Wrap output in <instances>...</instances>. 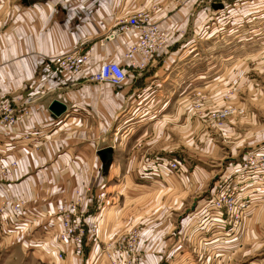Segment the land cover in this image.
Masks as SVG:
<instances>
[{
    "label": "crops",
    "instance_id": "1",
    "mask_svg": "<svg viewBox=\"0 0 264 264\" xmlns=\"http://www.w3.org/2000/svg\"><path fill=\"white\" fill-rule=\"evenodd\" d=\"M193 5L182 0H0V100L10 98L19 106L22 99L38 96L31 120L18 124L10 134H0V150L8 149L12 157L21 159L14 177L17 183L2 188L5 196L29 200L30 214L47 216L75 198L77 189L87 192L90 188L93 195L105 189L111 198L117 199L121 195L118 188H124L128 180L133 184L135 179L169 180L166 193L180 199L179 210L181 206L184 208L177 212L172 227L165 228L168 236L164 242L159 238L162 229L160 232L155 229L167 221L171 225V221L164 218L157 223L152 219L145 222L142 248L154 258L159 256L157 248L161 243V253L180 256L188 253L186 243L198 229L190 217L196 204L188 207L185 203L189 189L186 174L170 172L158 164L172 158L168 155L171 149L165 147L173 144V133H178L174 144L188 143L190 123L184 117V123L177 124L175 114L178 110L185 113L190 94L202 90L187 91L186 87L196 76L206 77L204 73L194 76L195 55L203 50V44L208 40L214 44L220 35L217 24L223 16L217 19L216 16L221 4ZM151 6L155 7L153 20L175 36L176 41L164 54L156 56L147 69L136 72L130 70L123 57L127 44L135 39L134 34L106 36L119 20ZM231 42L230 37L225 38L224 43ZM74 51H90L93 66L107 60L120 63L129 70L127 82L121 87L97 84L88 80L91 68L73 75L40 62L42 57ZM215 80L208 81L213 84ZM209 94L213 102L218 100L219 87ZM53 100L66 104V111L59 116L49 108ZM29 124L36 140H24L22 131ZM107 148L111 149L109 154ZM173 158L185 167L184 158ZM196 173L197 169L192 171L193 175ZM112 177L120 179L110 195L113 190L109 189L114 187L108 186L107 181ZM137 184L134 186L139 188ZM113 204L100 215L102 239L119 222L125 225L133 220L132 216H122L123 201L115 200ZM135 206L133 203L130 208ZM118 227L114 237L122 232L119 229L123 226ZM210 234L207 231L203 239L212 255L219 244ZM66 257L65 264H80L79 255L73 251H67Z\"/></svg>",
    "mask_w": 264,
    "mask_h": 264
},
{
    "label": "rangeland",
    "instance_id": "2",
    "mask_svg": "<svg viewBox=\"0 0 264 264\" xmlns=\"http://www.w3.org/2000/svg\"><path fill=\"white\" fill-rule=\"evenodd\" d=\"M217 2H195L193 6H213ZM218 3L221 4V10L216 19L223 16L220 24H217L220 25V35L214 39V44L208 40L202 45L203 50L195 55L194 76L195 73H204L206 77L201 79L196 76L197 79L195 77L188 84L186 82L187 91L199 88L205 93L198 90L193 95L190 94L184 107L185 113L178 110L175 114L177 124L184 123V117L190 123L188 143L174 144L178 141V133H173V144H166L165 147L166 150L171 149L168 155L172 158H184L182 163L186 169L179 162L181 170L177 174H186L189 189L185 203L188 207L193 202L196 204L190 210L193 223L196 222L195 217L198 218L195 213L208 204L207 200L226 170L237 165L247 151L264 149V0H220ZM228 37L232 42L224 43ZM232 74L235 76L231 77ZM210 79L217 80L211 84L208 81ZM218 87L219 99L213 102L209 93L216 91ZM14 157L19 162L16 172L21 159ZM165 161H160L159 168L169 170ZM195 169L199 173L193 175L192 171ZM14 177L3 184L9 186L17 183ZM117 179L120 178H109L107 185L114 187L118 183ZM134 182L129 183L128 180L124 188H118L121 195L117 199L111 198L104 188L97 195L91 194L93 191L90 188H87V192L77 189L85 194L90 203L89 214L96 213V200L102 195L103 205L99 210L103 212L112 208L115 200L123 201L125 213L122 216L133 217L128 224L119 222L118 226H123L119 229L122 232L115 237L113 233L118 226L109 230L110 234L103 239L100 238V230L96 237L90 236L86 240L84 254H78L80 264H131V261H122L125 256L122 258L115 254L111 236L116 239L115 242H120L134 227H138L141 230L142 244L143 227L150 219L156 223L164 218L171 221V225L167 221L163 225H157L155 229H159V232L162 229L163 235H158L160 242L167 239L165 228L167 225L168 229L172 227L177 212L184 208L181 206L178 209L177 202L180 199L167 194L169 180L150 182L135 179ZM138 182L139 188L134 186ZM115 189L116 187L109 189L113 190L109 191L110 195ZM249 194L253 195L251 198H255V202L243 213L234 234L226 236L227 232H232L228 229L233 227L232 224L226 226L221 236L211 231L210 235H214L215 243L219 244L217 252L215 250L212 255L209 254V245L203 239L207 232L201 223H197L193 224L198 229L197 233L186 243L189 250L186 255L161 253V243L157 248L159 256L145 257V264H264V188L250 190ZM7 196L21 201L22 206L19 216L14 212L13 217L0 214V264H65L67 257L65 255L61 259L59 241L52 235L53 232L57 233L58 225L54 223L53 215L30 214L29 200L20 196ZM133 203L136 206L131 209ZM120 214L117 213L118 216ZM140 250L144 251L143 248Z\"/></svg>",
    "mask_w": 264,
    "mask_h": 264
},
{
    "label": "built area",
    "instance_id": "3",
    "mask_svg": "<svg viewBox=\"0 0 264 264\" xmlns=\"http://www.w3.org/2000/svg\"><path fill=\"white\" fill-rule=\"evenodd\" d=\"M182 1L212 4L220 0ZM154 10V6L135 10L128 17L119 20L106 36L111 38L126 32L134 34L135 39L127 44L123 52L124 60L130 70L144 71L156 56L164 54L168 46L176 41L175 36L153 20ZM137 57L139 59H136ZM92 59L90 51H74L59 53L52 57H42L40 62L46 66L52 64L58 72L73 75L86 73L91 68L88 80L97 84L107 83L113 87H121L127 82L129 70L120 63L107 60L93 66ZM37 99V95H30L22 99L19 106H16L15 101L10 98L1 99L0 134H10L15 131L18 124L30 121L33 117V105ZM33 130L29 124V127L22 131L25 141L36 140L32 137L34 136ZM8 152L11 153L8 149L0 150V214L12 216L14 212L19 216L22 202L13 200L2 192V188H9L3 182L14 177L19 165L17 158L12 157ZM165 162L170 171L180 172L178 160L171 158ZM259 188H264V149L247 151L237 165L226 170L220 177L215 190L212 191L210 199L207 200L208 204L195 213V216H198V218L195 217V223H201L206 232L211 233L212 231L218 236L223 235L222 231L226 226L232 224L233 227L228 228L232 232L229 234L227 232L226 235L231 236L230 234L237 231L243 213L255 202V198H251L253 195L249 194V191ZM75 195V198L61 204L51 213L54 223L58 224L57 233L53 232L52 235L62 247V250H59L61 259H64L67 251H73L75 255L84 254L86 240L90 239V236L96 237L100 230L102 211L98 208L103 205L102 195L97 197L95 214L88 213L90 203L84 193L77 190ZM111 240H114L115 254L120 257L125 256L122 257V261L125 259L131 261V264H145L147 255L140 250L142 249L141 230L138 227H134L120 242H115L116 239L112 236Z\"/></svg>",
    "mask_w": 264,
    "mask_h": 264
},
{
    "label": "water",
    "instance_id": "4",
    "mask_svg": "<svg viewBox=\"0 0 264 264\" xmlns=\"http://www.w3.org/2000/svg\"><path fill=\"white\" fill-rule=\"evenodd\" d=\"M220 7V5H219ZM50 110L57 116L61 115L62 113H64L66 111V105L58 100H54L51 105H50ZM111 151L110 148H107L106 152Z\"/></svg>",
    "mask_w": 264,
    "mask_h": 264
}]
</instances>
